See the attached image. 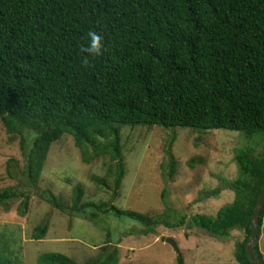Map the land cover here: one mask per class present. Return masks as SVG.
<instances>
[{
    "label": "trees",
    "instance_id": "16d2710c",
    "mask_svg": "<svg viewBox=\"0 0 264 264\" xmlns=\"http://www.w3.org/2000/svg\"><path fill=\"white\" fill-rule=\"evenodd\" d=\"M89 31L102 39L95 56L85 51ZM0 118L8 134L19 136L24 160L23 179L0 189V206L19 200L17 211L27 212L29 189H36L49 146L69 134L83 162L104 155L114 161L111 198L84 202L76 184L70 205L46 191L51 206L92 218L111 211L140 224L142 233L161 224L195 226L218 237L240 229L244 238L235 244L234 259L256 264L246 245L264 182V155L252 156L249 146L235 151L239 176L209 191L234 192L214 216L197 213L170 223L117 208L112 199L124 177L123 126L264 134V0H0ZM167 153L170 179L175 159L169 148ZM92 181L110 187L102 177ZM167 191L163 187V202ZM263 216L264 205L259 229ZM47 228L40 222L31 237L41 239ZM2 250L0 264H13ZM253 253L262 258L257 245ZM117 262L116 247L106 244L84 264ZM37 264L80 263L44 252ZM176 264H183L181 255Z\"/></svg>",
    "mask_w": 264,
    "mask_h": 264
},
{
    "label": "rangeland",
    "instance_id": "374dc122",
    "mask_svg": "<svg viewBox=\"0 0 264 264\" xmlns=\"http://www.w3.org/2000/svg\"><path fill=\"white\" fill-rule=\"evenodd\" d=\"M120 143L124 177L112 204L160 216L170 223H178L181 217L188 220L197 213L214 216L233 200L234 192L227 187L215 196L209 191L239 176L234 158L238 148L249 146L252 156L264 155V134L255 132L247 138L228 129L199 133L181 127L126 125L120 128ZM168 148L175 159V172L170 179ZM23 164L19 136L8 134L0 118V189L23 179ZM93 176L104 178L110 187L98 186L92 181ZM113 177L114 161L108 155L85 163L73 138L63 134L49 146L36 189H29L27 212L17 211L19 200L0 206L1 252L13 264H37V257L44 252H59L84 264L108 244L117 249V264H176V252L165 242L168 237L175 241L183 264H238L234 248L244 238L240 229L218 237L195 226L169 228L161 224L152 232L142 233L140 224L111 211L92 218L62 212L46 201L48 191L70 205L76 184L83 188L82 201H108ZM165 186L167 202L160 198ZM42 221L48 225L47 232L41 239H33L32 230ZM3 234L7 242L1 238ZM257 247L264 260V216Z\"/></svg>",
    "mask_w": 264,
    "mask_h": 264
},
{
    "label": "water",
    "instance_id": "95a60500",
    "mask_svg": "<svg viewBox=\"0 0 264 264\" xmlns=\"http://www.w3.org/2000/svg\"><path fill=\"white\" fill-rule=\"evenodd\" d=\"M263 205H264V182L261 186L260 192L256 200L255 207L253 209V213L251 216L252 229H251L250 236H249L250 241L246 245V254H247L248 260L256 264H264V260L259 256H255L253 253V249L255 248L258 242V233H259L258 217L262 210ZM165 242L169 243L171 247L174 249V251L176 252V254L179 255V250L177 248V245L172 238L166 237Z\"/></svg>",
    "mask_w": 264,
    "mask_h": 264
},
{
    "label": "clouds",
    "instance_id": "9594fccd",
    "mask_svg": "<svg viewBox=\"0 0 264 264\" xmlns=\"http://www.w3.org/2000/svg\"><path fill=\"white\" fill-rule=\"evenodd\" d=\"M87 35L90 42L88 47L85 49V51L92 56L98 55L102 47L101 37L97 35V33L94 31H89Z\"/></svg>",
    "mask_w": 264,
    "mask_h": 264
}]
</instances>
